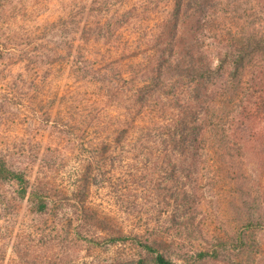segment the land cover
Masks as SVG:
<instances>
[{
  "label": "trees",
  "instance_id": "obj_1",
  "mask_svg": "<svg viewBox=\"0 0 264 264\" xmlns=\"http://www.w3.org/2000/svg\"><path fill=\"white\" fill-rule=\"evenodd\" d=\"M93 6L95 43L104 40L115 52L80 49L72 115L54 125L86 150L94 172L125 162L128 207L98 214L88 199L90 183H83L84 199L62 205L71 199L55 197L44 184L31 187V169H14L2 156L0 185L14 186L15 200L54 220V228L69 224L77 243L133 247L132 256L112 264H264V0H94ZM247 169L256 194L224 233L218 222L227 177ZM145 196L152 206L146 228L125 232L119 215L137 218ZM87 224L108 236L86 237ZM15 253L0 254V264L65 262Z\"/></svg>",
  "mask_w": 264,
  "mask_h": 264
},
{
  "label": "rangeland",
  "instance_id": "obj_2",
  "mask_svg": "<svg viewBox=\"0 0 264 264\" xmlns=\"http://www.w3.org/2000/svg\"><path fill=\"white\" fill-rule=\"evenodd\" d=\"M93 1H0V156L14 169L29 167L31 187L44 184L53 189L55 197L71 199L62 205L84 199L87 194L81 190L83 183H90L88 199L93 201L98 214L108 217V210L128 207L123 202L127 197L121 182L125 162H120L115 171L105 166L99 173L94 172L96 162L89 161L86 150L69 142L54 125L72 115L79 93L80 49L88 53L115 52L104 40L95 43ZM251 175L247 169L227 177L230 187L220 208V231L229 232L243 218L249 198L256 194ZM0 194L6 198V205L0 208V254L8 258L16 257L18 250H28L62 259L64 264L74 260L75 264H112L135 253L128 245L98 249L77 243L69 238V224L54 228V220L33 215L26 203L15 200L14 186L0 185ZM148 201L146 196L141 198L137 218L119 215L125 232L136 231L132 230L134 227L146 228L147 211L152 208ZM85 227L86 237L108 236L93 224Z\"/></svg>",
  "mask_w": 264,
  "mask_h": 264
}]
</instances>
